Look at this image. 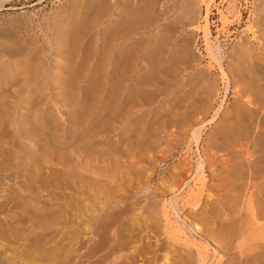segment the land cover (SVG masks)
<instances>
[{
  "label": "rangeland",
  "instance_id": "1",
  "mask_svg": "<svg viewBox=\"0 0 264 264\" xmlns=\"http://www.w3.org/2000/svg\"><path fill=\"white\" fill-rule=\"evenodd\" d=\"M100 1L0 0V264H264V175L250 176L248 166L257 164L243 135L234 141L214 136L235 89L219 75L203 29L219 42L231 78L229 57L241 53L250 28L259 34L251 41L264 47V0L151 1L150 20L139 11L146 22L137 18L135 35L150 40L151 57L158 44L165 52L169 47L174 65L176 56L183 62L169 78L193 91L192 98L180 92L181 100H170L164 89L150 101L129 104L125 133L113 96L116 61L109 67L117 79L111 77L107 89L102 42L107 15H126L130 0H109L108 12ZM176 101L183 104L173 114ZM215 110L219 120L209 122ZM181 218L198 222L202 234L189 235Z\"/></svg>",
  "mask_w": 264,
  "mask_h": 264
},
{
  "label": "bare ground",
  "instance_id": "2",
  "mask_svg": "<svg viewBox=\"0 0 264 264\" xmlns=\"http://www.w3.org/2000/svg\"><path fill=\"white\" fill-rule=\"evenodd\" d=\"M142 1V2H141ZM143 1H146V0H130L129 2V5L128 8H126V11H125V14L124 15L121 11H119V13H109V15H107V22H106V27H105V40L103 38V42L104 43V49L102 48V52H104V63H105V66L109 67L110 65V62L111 60L112 61H116V76L118 78V89H117V93L113 96H115L117 99H116V103H117V107H119L120 109V112H121V115H123V121H124V125H123V132L125 133L126 132V122H125V118L124 116L127 114L128 112V109H129V104L132 105V106H135L138 104L139 102V99L140 98H143L145 97L147 100H151L153 99V97L157 96V94H159L162 90H169L170 92H168L169 94V98L170 100H176V99H180V96L179 93L181 92L182 93V98L185 100L187 98L190 97L191 95V98H192V93L190 90V87L187 85H182L181 82H176L173 78H169L172 77V74L170 73H173L175 70H177V68L180 70L182 69L183 67H181L183 65V62L181 59H179V57H175L177 58V60H180L179 63H176L177 66L174 65V62H178L176 60L173 59L172 61V54H167V48L166 49V52L164 51L165 47L163 48V46H159V44L157 45V43L155 44L156 47L155 50H154V55L152 54V57H151V52L152 50H150L151 48H149V41L147 42L146 39L144 40H139L140 38L143 39L142 37L139 36L138 38V35L136 36L135 33L137 31V29L135 28L136 26L139 25L140 21L137 19L138 17H140V15L138 16L137 13L139 11H143L145 13H143L142 11V16H144V14H146L144 17L146 18L149 17L150 13L152 15V12H155V11H152L150 12V10L152 9L151 7L154 6L155 2H158V0H147L146 2H143ZM154 4H152V2ZM102 2L101 6H102V9L106 12L109 11V0H102L100 1ZM197 3V2H196ZM158 4V3H157ZM209 5V4H208ZM193 6V5H192ZM207 6V5H206ZM157 7V6H156ZM155 7V8H156ZM234 7V6H233ZM93 8V7H92ZM154 8V7H153ZM207 8V7H206ZM205 8V9H206ZM157 10V9H155ZM167 10V9H166ZM195 10V9H194ZM208 10V8L206 9V11ZM100 11V10H99ZM102 11V12H104ZM205 11V12H206ZM101 12V11H100ZM101 12V13H102ZM150 12V13H149ZM171 12V11H170ZM178 12V10H177ZM193 12V10H192ZM99 13V12H97ZM105 13V12H104ZM157 15L162 16L163 13H164V9H158L156 11ZM191 13V12H189ZM89 14V13H88ZM87 14V15H88ZM106 14V13H105ZM108 14V13H107ZM149 14V15H147ZM178 14V13H177ZM176 14V15H177ZM194 14V13H193ZM137 15V17L135 18V16ZM156 14H154V16H157ZM141 16V17H142ZM128 17H130V21L129 23L127 24L126 23V19H128ZM132 17H134L132 19ZM140 17V18H141ZM144 17H142L141 19H143ZM152 17V16H150ZM150 17L148 20H150ZM169 17V16H168ZM205 17V16H204ZM240 17V16H239ZM143 19V21L146 22V19ZM158 18V17H155V19ZM162 18V17H161ZM207 18V17H206ZM263 18V17H262ZM190 19V18H189ZM68 21V19H66ZM162 20V19H160ZM171 20V19H170ZM205 20V19H204ZM70 21V20H69ZM132 21V22H131ZM139 21V22H138ZM142 21V23H143ZM155 21V20H154ZM255 21V20H254ZM149 22V21H148ZM158 22V21H157ZM239 22V21H238ZM256 22V21H255ZM66 23V22H65ZM71 23V21L69 22V24ZM138 23V24H137ZM205 23L206 20H205ZM262 24V23H261ZM154 25V24H153ZM142 27V25H140ZM144 26V24H143ZM159 26V25H158ZM208 26V25H207ZM206 27V26H204ZM252 27V26H251ZM262 27V26H261ZM207 28V27H206ZM206 28H203L205 31H206V41H207V48H209V53H211V55L213 56L214 58V62L216 61L217 62V66L219 68V72L220 74L219 75H222L223 77V81L226 82V83H232L233 85V88L235 89V95H234V102L232 103L233 105L231 106V110L230 111H226V112H223L222 113V116L219 120L218 117H220V115L217 116V111L215 110L214 112H216L214 115H210L211 118H208L209 122H215L217 119L220 121V126L221 128L218 129V131L216 132V134L214 135L217 139H220V140H225L228 136L229 138H233L232 140L234 141L235 139H239L240 135H243L245 140H246V148H245V151H248L247 153L251 156H253V161L254 162H251V163H256L257 165L253 166V165H250L248 166V170L250 171V176H252V178H254V175H261L263 176L264 175V110L262 112V108L264 109V47H262L261 44L259 41L256 42L257 44L254 45V42L253 40L251 41V39H257L258 35H256V31L252 28H250V32H251V37L249 38V36H247L248 38H245L244 42L242 41V46H244L243 50H239L241 53L240 54H235L232 55L231 54V58L229 57L230 59V70H231V74L232 76L230 75L231 78H229L225 73V70H224V64L221 60V54L219 51L220 50V44H217L219 42H213L211 41V39L208 38V31ZM65 29V28H64ZM133 29V30H132ZM247 29V28H246ZM262 29V28H261ZM127 30V31H126ZM135 30V31H134ZM170 30V29H169ZM260 30V29H259ZM260 32V31H259ZM104 34V33H103ZM71 35V34H70ZM170 35H171V32H170ZM205 35V34H204ZM244 35V34H243ZM104 36V35H103ZM163 37V36H162ZM245 37V35H244ZM121 38V40L119 39ZM204 38V39H205ZM260 38V37H259ZM156 39V38H155ZM242 39V37H241ZM213 40V39H212ZM254 40V41H255ZM159 41V40H157ZM161 41V40H160ZM163 41V40H162ZM161 41V43H162ZM185 41V40H184ZM165 43H167L166 41H163ZM160 43V42H159ZM188 45H191L189 43H187ZM186 45V44H185ZM182 46V45H181ZM188 47V46H187ZM232 47V46H231ZM237 47V45H236ZM235 47V49H236ZM239 47V46H238ZM179 48V47H178ZM185 48V47H184ZM128 49V50H127ZM104 50V51H103ZM126 50V51H125ZM169 50V49H168ZM125 51V53H124ZM183 51V50H181ZM238 51V52H239ZM172 52V51H171ZM180 51H178L179 53ZM234 52V51H233ZM243 52V53H242ZM245 52V53H244ZM153 53V52H152ZM173 53V52H172ZM176 53V52H175ZM208 53V52H207ZM192 54V53H191ZM102 55V54H101ZM210 55V56H211ZM193 57V55H191ZM187 58H190L188 56H186ZM182 58L183 60H185V58ZM192 57L190 58L191 61H192ZM112 58V59H111ZM181 58V57H180ZM200 58V57H199ZM223 58V57H222ZM103 59V57H102ZM190 59H187V60H190ZM196 60V59H195ZM193 59V61H195ZM200 59H197L195 62L199 61ZM224 60V59H223ZM186 61V60H185ZM102 62V61H101ZM182 65H181V63ZM187 63L185 64H188L189 61H186ZM215 62V63H216ZM198 63V62H197ZM228 63V62H227ZM113 64V63H111ZM184 64V67H186ZM104 65V64H103ZM181 65V66H180ZM105 66L103 67V69L105 68ZM229 65H227L228 67ZM105 68V80H103V82L105 81L106 84H107V89L109 88V84H110V80H111V77H113V74L110 72L111 68L114 66L112 65V67L109 69L108 68ZM229 68V67H228ZM11 70V67L10 69ZM189 70V69H188ZM227 70V69H226ZM229 70V69H228ZM12 71V70H11ZM112 71V70H111ZM173 71V72H172ZM113 72V71H112ZM176 72V71H175ZM206 73V72H205ZM228 73H230L228 71ZM177 74V73H176ZM176 76V75H174ZM179 76V75H177ZM104 77V75H103ZM115 77V76H114ZM112 78V80H114L115 78ZM185 77V76H184ZM205 77V76H204ZM221 77V78H222ZM116 78V79H117ZM169 78V79H167ZM111 80V81H112ZM116 83V81L114 82ZM184 83V82H183ZM226 83H225V86H226ZM164 84V85H163ZM194 84L197 85L196 81L194 82ZM206 84V83H205ZM218 84V83H217ZM222 84V83H221ZM231 85V86H232ZM165 86V88H164ZM211 85H209V88L206 90L208 91L209 89L211 90L210 88ZM230 86V85H229ZM191 88H193V86H191ZM212 88H213V85H212ZM224 88V87H223ZM227 88V87H226ZM225 89V88H224ZM209 90V91H210ZM227 91V89H225ZM113 92V91H112ZM108 93V92H107ZM184 93V94H183ZM224 93V92H223ZM160 96V95H159ZM163 96V95H162ZM167 96V95H166ZM206 96V95H205ZM114 98V97H113ZM182 99V100H183ZM206 99L207 96H206ZM181 100V99H180ZM179 101V100H178ZM176 101L177 103H174L172 105H170V108H169V111L171 113H176L177 114V111L178 109H180L182 107V104L180 102ZM174 102V101H173ZM141 103V102H140ZM139 103V104H140ZM199 105V103H198ZM205 105V104H204ZM109 106V104H108ZM148 106V105H147ZM221 106V104H220ZM107 107V106H106ZM205 107V106H204ZM112 109V108H111ZM106 110V108H105ZM223 111V110H222ZM200 112V111H199ZM219 112V111H218ZM108 113V112H107ZM181 113V112H180ZM130 114V113H129ZM213 114V113H212ZM107 116V115H106ZM146 116V115H145ZM127 117V116H126ZM129 117V116H128ZM104 118V117H103ZM147 121V120H146ZM197 123V122H196ZM204 123V122H203ZM156 125V124H155ZM191 125V124H190ZM194 126V125H193ZM202 126V125H201ZM219 126V127H220ZM218 127V126H217ZM197 128V127H196ZM215 129V127H214ZM217 130V129H215ZM158 131V130H157ZM188 131V130H187ZM134 132V131H133ZM199 132L198 129H194L192 131L193 134L197 135ZM213 133V132H212ZM137 134V133H136ZM140 134V133H139ZM79 136V135H78ZM199 136V135H198ZM212 136V135H211ZM214 136H212L214 138ZM125 137V135H124ZM138 138H140L139 136H137ZM196 138V136H194ZM211 137V138H212ZM194 139V138H193ZM216 140V139H215ZM219 141V140H218ZM217 141V142H218ZM241 140H239L240 142ZM51 142V141H50ZM215 142V141H214ZM221 142V141H220ZM131 143V142H130ZM226 143V142H225ZM47 144V143H46ZM217 144V143H216ZM219 144V143H218ZM72 145V144H71ZM152 145V144H151ZM240 146L236 141L234 142V146H233V149L235 151H239L240 149ZM220 149V148H219ZM218 150V149H216ZM234 151V152H235ZM239 154V152H237ZM199 154V153H198ZM233 154V153H232ZM236 154V153H235ZM248 155V156H249ZM240 157V155H239ZM197 158V157H196ZM203 159V158H202ZM251 161V159H250ZM232 162V161H231ZM250 163V162H249ZM198 170L203 168V163L200 161H198ZM235 165V163H234ZM243 165V164H242ZM238 166V165H237ZM237 166H235V172L237 171ZM247 170V172H248ZM173 171V170H172ZM234 171V170H233ZM222 172V171H221ZM226 172V171H225ZM224 172V173H225ZM194 173V172H193ZM229 173V172H228ZM227 173V175H228ZM248 173V174H249ZM233 174V172H232ZM239 174V173H237ZM222 176V175H221ZM241 176V175H240ZM40 177V176H39ZM256 177V176H255ZM264 177V176H263ZM227 178V177H226ZM188 179V178H187ZM181 180V179H180ZM227 180V179H226ZM257 180V179H256ZM30 181H33V180H30ZM228 181V180H227ZM264 181V179H263ZM60 182V181H59ZM33 182H31L32 184ZM261 184V182H259ZM258 183V184H259ZM34 185V184H32ZM77 185H79L77 183ZM232 185V183H231ZM263 185V183H262ZM38 186V185H37ZM223 186V185H222ZM42 187V186H41ZM186 187V186H185ZM188 187V186H187ZM259 187V185H258ZM25 188V187H24ZM27 188V187H26ZM32 188V187H31ZM231 188V187H230ZM240 188V187H239ZM262 189V191H264V186L262 187H259ZM95 189V188H94ZM28 190V189H27ZM32 190V189H31ZM96 190V189H95ZM80 191V190H79ZM78 191V192H79ZM97 191V190H96ZM102 191V190H101ZM226 191V190H225ZM82 192V191H81ZM83 193V192H82ZM260 194V193H259ZM70 195V194H69ZM78 194H76L75 196H77ZM262 195V193H261ZM264 195V194H263ZM65 196V195H64ZM71 196H74V195H71ZM85 196V195H84ZM104 196V195H103ZM32 197V196H31ZM62 197V195H61ZM232 197V196H231ZM68 198V196H67ZM65 198V199H67ZM77 200L79 199L80 201L82 200L81 198H83V195H79L76 197ZM85 198V197H84ZM227 198V197H226ZM249 198V197H248ZM27 199H31V198H27ZM71 199H73L71 197ZM49 200H50V197H49ZM70 200V199H69ZM78 200V201H79ZM170 200L172 202L169 201V203L172 204L171 207H173L172 209V214H174L177 218H179V209H177V207H175V204L173 205L174 203V200L172 198H170ZM228 200V199H227ZM240 200V199H239ZM262 200V199H261ZM260 200V202H261ZM34 201V200H32ZM64 201V200H63ZM71 201V200H70ZM232 201V200H231ZM234 201V200H233ZM259 201V200H258ZM41 202V201H40ZM48 202V200H47ZM47 202H45V204L47 205ZM65 202V201H64ZM68 202V201H66ZM25 203V202H23ZM30 203V202H29ZM37 203V202H36ZM43 203V202H42ZM86 203V202H85ZM229 203H230V200H229ZM17 204V203H16ZM28 205V203H25ZM23 204V206L25 205ZM33 204V203H32ZM38 204V203H37ZM50 204V203H49ZM48 204V205H49ZM214 204V203H213ZM231 204V203H230ZM26 205V207L24 206V208H28ZM51 205V204H50ZM70 205V204H69ZM72 205H75V204H72ZM168 205V204H167ZM217 205V204H216ZM264 205V204H263ZM39 208V210L41 209L40 207H43L42 204L41 206L39 207L38 205H35ZM55 206V205H54ZM84 208L86 207L85 205H83ZM36 207V208H37ZM45 207V206H44ZM55 207H58L55 206ZM126 207V206H125ZM227 207V206H226ZM32 208V207H31ZM37 208V209H38ZM47 208V207H46ZM63 209V207H61ZM60 208V209H61ZM81 208V207H80ZM209 208V207H208ZM256 208V207H255ZM261 208V207H260ZM264 208V207H262ZM260 209V211L262 212L263 209ZM30 209V206L27 210ZM37 209H33L34 211H37ZM59 207L56 209L58 210ZM83 209V208H82ZM194 209V208H193ZM223 209V208H222ZM229 209V208H228ZM258 209V207H257ZM255 209V211L257 210ZM31 210V209H30ZM44 210V208H43ZM42 210V211H43ZM50 210V209H49ZM52 210V209H51ZM55 210V212L53 213L54 216H57V211ZM64 210V209H63ZM119 210V209H118ZM169 210V209H168ZM174 210V211H173ZM232 210V209H231ZM41 211V210H40ZM171 211V210H170ZM210 211V210H209ZM229 211V210H228ZM258 211V210H257ZM44 212V211H43ZM47 212V211H45ZM67 212V211H66ZM85 212V211H84ZM125 212H128V211H125ZM215 212V211H214ZM227 212V210H226ZM253 212V211H252ZM259 212V211H258ZM264 212V211H263ZM31 213H34L33 211L30 212ZM135 213V212H134ZM204 213V212H203ZM213 213V212H212ZM260 213V212H259ZM29 214V215H30ZM38 214V213H37ZM61 214V213H60ZM59 214V215H60ZM171 212H170V215H172ZM196 214V213H195ZM202 214V213H201ZM223 214V213H222ZM230 214V213H229ZM250 214V213H249ZM253 214V213H252ZM256 214V212H255ZM254 214V215H255ZM263 214V213H262ZM35 215V214H34ZM40 215V214H39ZM42 215V214H41ZM48 215V214H47ZM46 215V216H47ZM51 215V214H50ZM51 215V216H53ZM102 215V214H101ZM205 215V214H204ZM212 215V214H211ZM214 215V214H213ZM219 215V214H218ZM264 215V214H263ZM53 216V217H54ZM206 216V215H205ZM221 216V215H220ZM253 216V215H252ZM34 217V216H33ZM36 217V216H35ZM41 217V216H40ZM49 219L52 220V217H49V215L47 216ZM104 217V216H103ZM174 217V216H173ZM175 217V219H176ZM225 217V216H224ZM258 217V216H257ZM24 218V217H23ZM43 218V217H41ZM45 218V217H44ZM43 218V219H44ZM205 218V217H204ZM234 218V217H233ZM251 218V217H250ZM259 218V217H258ZM28 219V218H27ZM35 219V218H34ZM42 219V220H43ZM46 219V218H45ZM45 219H44V222H45ZM49 219H46V222H48L47 220ZM81 219V218H80ZM183 218H181V221H182V227L184 229V231L186 230L188 232L189 235H193L195 236L200 234L202 231L200 226L197 225V223H190V222H186V219L185 221L182 220ZM224 219V218H223ZM253 219H255L253 217ZM252 219V220H253ZM262 219V218H261ZM32 220V219H31ZM39 220V217L37 219V222ZM50 220V221H51ZM108 220V219H107ZM168 220V219H167ZM173 220V219H172ZM171 220V221H172ZM260 220V219H259ZM60 221V220H59ZM111 221V220H110ZM177 222L178 220H174V222ZM181 221H178L177 223L181 222ZM212 221V220H210ZM224 221V220H223ZM233 221V220H232ZM251 221V220H250ZM255 222L257 220H254ZM36 222V220H35ZM40 222V221H39ZM53 222V221H51ZM55 222V221H54ZM69 222V221H68ZM115 222V221H114ZM194 222V221H193ZM219 222V221H218ZM224 222H227L226 220ZM234 222V221H233ZM80 223V222H79ZM128 223V222H127ZM176 223V224H177ZM246 223V222H245ZM244 223V224H245ZM254 223V222H253ZM252 223V224H253ZM52 224V223H51ZM130 224V223H129ZM139 224V223H138ZM175 224V223H174ZM250 224V223H249ZM264 224V223H263ZM38 225L41 226V223H38ZM126 225V224H125ZM178 225V224H177ZM219 225V224H218ZM230 225V224H229ZM232 225V224H231ZM234 225V224H233ZM255 225V224H254ZM254 225H251L253 226V228H256L254 227ZM259 225V224H258ZM37 226V224H36ZM105 226V225H104ZM121 226V225H120ZM143 226V225H142ZM179 226V225H178ZM224 226V225H223ZM245 226V225H244ZM256 226V225H255ZM264 226V225H263ZM108 227V226H107ZM126 227V226H124ZM147 227V226H146ZM181 227V226H180ZM246 227V226H245ZM259 227V226H258ZM122 228V227H121ZM136 228V227H135ZM242 228V227H241ZM261 229V226L259 227ZM108 229V228H107ZM125 228H123L124 230ZM128 229V228H126ZM131 229V228H130ZM237 229V228H236ZM260 229H259V232H260ZM30 230V229H29ZM86 230V229H85ZM119 230V229H118ZM241 230V229H240ZM249 231V228L247 229ZM130 230L128 229V232ZM224 231V230H223ZM230 231V230H229ZM236 231V230H235ZM243 231V230H242ZM251 231V229H250ZM255 231V230H254ZM56 232V231H55ZM125 232V230L123 231ZM127 232V231H126ZM136 232V231H135ZM51 233L53 235V232H50V234L47 235V236H43L44 239H47L46 237L49 236V238L51 237ZM122 233V232H120ZM230 233V232H229ZM40 234V233H39ZM42 234V233H41ZM55 234V233H54ZM114 234V233H113ZM112 234V235H113ZM176 234V233H175ZM202 234V233H201ZM218 234V233H217ZM237 234V233H236ZM245 234V233H244ZM247 234V233H246ZM260 234L263 235V233H259L258 232L256 233L255 236H259ZM127 235V233H126ZM132 234L131 233V236L128 235V237H132ZM169 235V234H168ZM188 235V236H189ZM224 235V233H223ZM34 236V235H33ZM124 236V235H123ZM192 236V237H193ZM231 236V235H230ZM229 236V237H230ZM41 237V236H40ZM107 237V236H106ZM127 237V236H125ZM129 237V238H130ZM191 237V238H192ZM240 238L239 239H242L243 237H241V235L239 236ZM254 237V236H252ZM261 237V235H260ZM38 238V237H37ZM48 238V239H49ZM195 238V237H194ZM246 238V237H245ZM249 238V237H247ZM246 238V239H247ZM47 239V240H48ZM126 239V238H125ZM128 239V238H127ZM126 239V241H127ZM131 239V238H130ZM222 239V238H220ZM264 239V238H262ZM261 239V240H262ZM65 240V239H64ZM129 240V239H128ZM243 240L245 241V239H242L241 241L243 242ZM40 241V240H39ZM88 241V240H87ZM225 241V240H224ZM249 241V240H248ZM264 241V240H263ZM45 242V241H44ZM232 242V241H231ZM45 244V243H44ZM260 244V243H259ZM60 246V245H59ZM118 246V245H117ZM256 246V245H255ZM39 247V246H38ZM52 247V246H50ZM195 247V246H194ZM168 248V246H167ZM186 248V247H185ZM214 249V248H213ZM50 250V249H49ZM216 250V249H215ZM230 251V250H229ZM174 252V251H173ZM240 252V251H239ZM243 253V252H242ZM245 253V252H244ZM241 254V252H240ZM244 257V256H243ZM246 257V256H245ZM132 258V257H131ZM130 258V259H131ZM248 258V257H247ZM250 258V257H249ZM134 259V258H133ZM175 259V258H174ZM179 259V258H178ZM243 259V258H242ZM180 260V259H179ZM240 260V258H239ZM238 260V261H239ZM250 261V259H247ZM235 261H237L235 259ZM242 261V260H241ZM244 261V260H243ZM204 262V261H203ZM182 263V262H181ZM240 263V261L238 262V264ZM242 263V262H241ZM175 264V263H174ZM186 264V263H185ZM203 264V263H202ZM237 264V263H236ZM246 264V263H245Z\"/></svg>",
  "mask_w": 264,
  "mask_h": 264
}]
</instances>
